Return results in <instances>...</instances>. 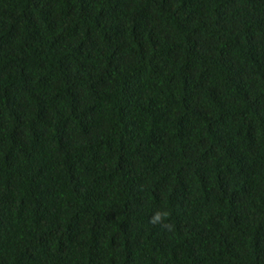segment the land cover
<instances>
[{"label":"trees","instance_id":"obj_1","mask_svg":"<svg viewBox=\"0 0 264 264\" xmlns=\"http://www.w3.org/2000/svg\"><path fill=\"white\" fill-rule=\"evenodd\" d=\"M0 264H264V0H0Z\"/></svg>","mask_w":264,"mask_h":264},{"label":"clouds","instance_id":"obj_2","mask_svg":"<svg viewBox=\"0 0 264 264\" xmlns=\"http://www.w3.org/2000/svg\"><path fill=\"white\" fill-rule=\"evenodd\" d=\"M166 213L161 211H156L151 217L150 223L153 224H162L165 227H171L170 225L164 224V220L166 218Z\"/></svg>","mask_w":264,"mask_h":264}]
</instances>
